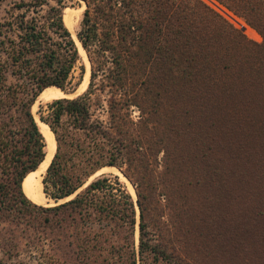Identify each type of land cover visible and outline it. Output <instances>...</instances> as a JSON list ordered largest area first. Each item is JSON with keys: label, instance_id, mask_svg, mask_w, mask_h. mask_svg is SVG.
Wrapping results in <instances>:
<instances>
[{"label": "trees", "instance_id": "obj_1", "mask_svg": "<svg viewBox=\"0 0 264 264\" xmlns=\"http://www.w3.org/2000/svg\"><path fill=\"white\" fill-rule=\"evenodd\" d=\"M72 1L21 0L0 20V224L19 228L0 236V264H197L232 247L264 264V205L236 128L264 120V41L204 0H82L88 87L38 110L57 142L44 192L73 198L26 195L48 146L33 106L86 74ZM216 1L264 38V0ZM106 166L135 186L139 217L118 175L89 182Z\"/></svg>", "mask_w": 264, "mask_h": 264}, {"label": "rangeland", "instance_id": "obj_2", "mask_svg": "<svg viewBox=\"0 0 264 264\" xmlns=\"http://www.w3.org/2000/svg\"><path fill=\"white\" fill-rule=\"evenodd\" d=\"M20 1L21 0H0V20L7 17L10 13L15 12L16 10L14 8V5L16 3H19ZM204 1L208 3L210 6H212L214 9L219 11L221 14H223L235 26L240 28L250 40L254 42H258V43H262L264 41L262 34L254 26L250 25L249 22L244 17L234 14L232 11L228 10L225 6L219 4L216 0H204ZM84 5H85V2L82 0H73L72 3H70V5L67 8L75 9V12H76L79 8H82ZM67 8L65 9V11L67 10ZM82 14L83 12L80 11L79 18H77V16L75 15V22H76L75 32L79 28ZM80 54L82 56V61L85 64L86 72L88 69H90V72H91V65H90L88 56L86 54V51H85V54L88 60H86L85 55H83L81 51H80ZM75 74L78 75V71H76ZM74 93H76V91ZM42 104L44 105V109H46L47 103H41V102L37 103L38 106L36 107V109L33 110V112H35L36 115H38V110L40 109V106ZM137 115H138V112L136 110L134 116H137ZM236 128H239V130H241L240 133L242 135V138H244L243 140L244 147L241 151V155L244 160L246 173L252 174L251 184H249V185H252V187L249 189V191L256 190L257 192L254 199L251 198V200H255L256 198L260 199L262 204L264 205V120L258 119V120L242 121V122L237 123ZM116 168L119 169L121 172H123L120 168L118 167ZM105 173H113V172L110 171V172H105ZM120 180L127 186V184L121 178ZM256 185H258L259 188L255 187ZM246 197L248 196L246 195ZM247 200H250V199H247ZM253 205L254 207H252ZM255 205H256V201L250 204V207H252L251 211L256 210ZM44 206H52V205L46 204ZM13 227L16 228V230L19 229L18 227L12 226L9 223L0 224V236L6 235L9 230L13 229ZM240 251L241 249L237 250L236 248L232 247V248L226 249V252H224L225 258L222 260H218V259L209 260L206 258L199 257L197 264H244V259L240 255H238V253L240 254ZM222 252L223 251L218 252V254ZM3 256L4 255L2 251L0 250V257H3ZM261 262L263 261H259L255 264H261Z\"/></svg>", "mask_w": 264, "mask_h": 264}, {"label": "bare ground", "instance_id": "obj_3", "mask_svg": "<svg viewBox=\"0 0 264 264\" xmlns=\"http://www.w3.org/2000/svg\"><path fill=\"white\" fill-rule=\"evenodd\" d=\"M84 8H85V5L82 8H79L76 12H75V9H70V8H67V10L65 11V15H64L65 23L75 38H76L75 15L77 16V18H79V12L80 11L83 12ZM76 40H77V43H78V46L80 48L81 53L83 55H85L86 60H88L87 56L85 54V49L82 47L80 41H78L77 38H76ZM87 62H89V61H87ZM90 76H91V72H90V69H88L86 74H85V77H84L82 84L80 85V87L78 88L76 93L71 94V95L65 93L64 91H62L60 88H58L56 86H50V87L46 88L40 94L37 103H40V102L41 103H49V102H52L54 99H58V98H62V97H70V96L75 97L76 95H78V94H80L86 90V88L89 84V81H90ZM37 103L33 106V110L36 109V107L38 106ZM35 116H36L38 124L41 128V131L43 132V134L45 135V137L47 139L48 155H47V158L40 165V167L36 171H33L30 174H28V176L25 178V180L23 181V189H24L26 195L35 203L41 204V205H46V204L53 205V204H56V202L52 198H49L46 196V194L44 192L42 179H43V174L46 172V170H47V168H48V166H49V164H50V162H51V160L55 154L57 142L55 140V135H54L53 131L51 130V128L49 127V125L47 123H45L44 121H41L38 115L35 114ZM110 171L120 176V178L127 184L129 191L132 193V195L136 199L137 193H136L135 187L133 186L132 182L125 176V174L123 172H121L119 169H117L114 166H106V167L102 168L101 170H99L95 175H93L90 178V182L94 178H96L97 176H99L105 172H110ZM72 197L73 196H71L70 198H72ZM70 198L60 200L59 203L64 202Z\"/></svg>", "mask_w": 264, "mask_h": 264}, {"label": "water", "instance_id": "obj_4", "mask_svg": "<svg viewBox=\"0 0 264 264\" xmlns=\"http://www.w3.org/2000/svg\"><path fill=\"white\" fill-rule=\"evenodd\" d=\"M59 88V87H58ZM61 89V88H60ZM87 89V88H86ZM62 90V89H61ZM63 91V90H62ZM80 95V94H79ZM78 96V95H77ZM76 97V96H75ZM67 98H73V97H67ZM41 120V119H40ZM42 121V120H41ZM55 140H56V138H55ZM56 151H57V147H56ZM56 151H55V153H56ZM47 155H48V150H47V154H46V157H45V159L47 158ZM54 156H55V154H54ZM54 156H53V158H54ZM52 158V159H53ZM44 159V160H45ZM52 161V160H51ZM51 163V162H50ZM50 165V164H49ZM26 178V177H25ZM25 180V179H24ZM43 183V182H42ZM87 185H89V184H87ZM86 185V186H87ZM86 186H84V187H86ZM134 186V185H133ZM135 187V186H134ZM80 191V190H79ZM78 193V192H77ZM77 193H75V195L77 194ZM73 198V197H72ZM72 198H70V199H72ZM70 199H68V200H70ZM68 200H66V201H68ZM66 201H64V202H66ZM136 207H137V210H138V217H139V215H140V211H139V207H138V204H137V198H136ZM64 202H61V203H64ZM58 204H60L59 202L58 203H56V204H54V205H58Z\"/></svg>", "mask_w": 264, "mask_h": 264}]
</instances>
